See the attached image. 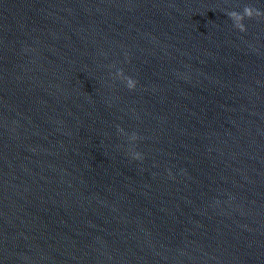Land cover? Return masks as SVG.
Returning a JSON list of instances; mask_svg holds the SVG:
<instances>
[{"label":"clouds","instance_id":"9594fccd","mask_svg":"<svg viewBox=\"0 0 264 264\" xmlns=\"http://www.w3.org/2000/svg\"><path fill=\"white\" fill-rule=\"evenodd\" d=\"M228 18L232 21L233 27L239 30L241 33L247 31V26L244 21L251 19H264V10L257 8L251 4H247L243 7L242 11H228L226 13ZM115 77L122 80L129 91H134L137 87L138 81L125 74L123 68H119L115 72ZM117 131L126 136L129 142V155L133 160L142 161L143 154L136 150V142L140 139V136L136 132L127 133L123 128L118 127Z\"/></svg>","mask_w":264,"mask_h":264}]
</instances>
